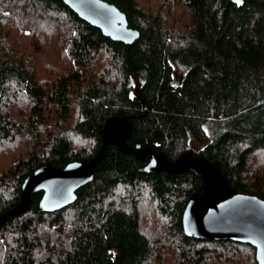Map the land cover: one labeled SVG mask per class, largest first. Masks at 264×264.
<instances>
[{
  "label": "trees",
  "instance_id": "1",
  "mask_svg": "<svg viewBox=\"0 0 264 264\" xmlns=\"http://www.w3.org/2000/svg\"><path fill=\"white\" fill-rule=\"evenodd\" d=\"M105 1L139 31L132 44L60 0H0V215L39 166L93 157L112 116L130 123L127 145L208 162L264 200V0ZM144 163L110 143L73 203L43 212L31 194L0 217V264H257L247 243L183 234L204 173Z\"/></svg>",
  "mask_w": 264,
  "mask_h": 264
},
{
  "label": "water",
  "instance_id": "2",
  "mask_svg": "<svg viewBox=\"0 0 264 264\" xmlns=\"http://www.w3.org/2000/svg\"><path fill=\"white\" fill-rule=\"evenodd\" d=\"M81 20L97 28L104 37L126 45L139 37V31L128 26L126 16L115 5L105 0H60ZM240 2L241 0H231ZM131 133L128 121L115 116L105 120L101 148L91 158L68 162L55 168L41 165L21 182L19 202L0 215L20 214L28 207L29 197L41 192L38 207L43 212L60 210L76 200V191L91 182L96 162L103 148L114 144L116 149L129 152L138 160H145L144 170L179 173L191 168L205 174L199 196L189 198L181 213V228L186 237L203 240H231L247 243L254 248L257 264H264V200L251 194L229 192L220 196L222 176L218 169L205 161L185 158L177 165H168L158 150L135 143L127 145ZM225 187V186H224Z\"/></svg>",
  "mask_w": 264,
  "mask_h": 264
},
{
  "label": "rangeland",
  "instance_id": "3",
  "mask_svg": "<svg viewBox=\"0 0 264 264\" xmlns=\"http://www.w3.org/2000/svg\"><path fill=\"white\" fill-rule=\"evenodd\" d=\"M183 77V71H181L178 67L174 66L173 72H172V79L174 83H179ZM229 190H227L224 186H221L220 188V196H226L229 194Z\"/></svg>",
  "mask_w": 264,
  "mask_h": 264
}]
</instances>
